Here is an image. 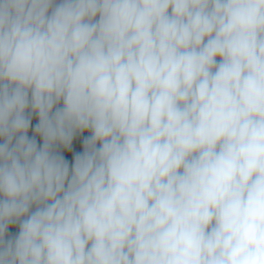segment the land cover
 <instances>
[{
	"label": "clouds",
	"instance_id": "9594fccd",
	"mask_svg": "<svg viewBox=\"0 0 264 264\" xmlns=\"http://www.w3.org/2000/svg\"><path fill=\"white\" fill-rule=\"evenodd\" d=\"M0 264H264V0H0Z\"/></svg>",
	"mask_w": 264,
	"mask_h": 264
},
{
	"label": "trees",
	"instance_id": "16d2710c",
	"mask_svg": "<svg viewBox=\"0 0 264 264\" xmlns=\"http://www.w3.org/2000/svg\"><path fill=\"white\" fill-rule=\"evenodd\" d=\"M77 150H79V149H77ZM69 159L71 158V157H68Z\"/></svg>",
	"mask_w": 264,
	"mask_h": 264
}]
</instances>
